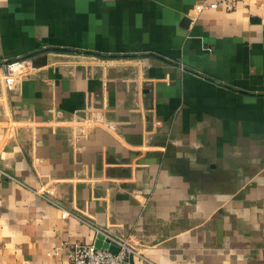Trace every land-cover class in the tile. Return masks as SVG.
<instances>
[{
  "label": "crops",
  "instance_id": "0c3cea01",
  "mask_svg": "<svg viewBox=\"0 0 264 264\" xmlns=\"http://www.w3.org/2000/svg\"><path fill=\"white\" fill-rule=\"evenodd\" d=\"M201 1L0 0V264L95 226L133 264H264V0Z\"/></svg>",
  "mask_w": 264,
  "mask_h": 264
},
{
  "label": "built area",
  "instance_id": "2783aa9c",
  "mask_svg": "<svg viewBox=\"0 0 264 264\" xmlns=\"http://www.w3.org/2000/svg\"><path fill=\"white\" fill-rule=\"evenodd\" d=\"M242 0H204L195 3L194 14L197 16L204 9L234 10ZM32 67L29 57H17L3 63L2 78L9 89L15 87L19 79L27 74ZM96 232L104 245L87 242H68L53 248V252L65 253L66 259L58 264H133V257L137 254L131 242L124 236L115 233L107 227L95 226ZM111 247H115L112 249Z\"/></svg>",
  "mask_w": 264,
  "mask_h": 264
},
{
  "label": "water",
  "instance_id": "95a60500",
  "mask_svg": "<svg viewBox=\"0 0 264 264\" xmlns=\"http://www.w3.org/2000/svg\"><path fill=\"white\" fill-rule=\"evenodd\" d=\"M185 23H187L188 21H189V19L188 18H184V20H183ZM98 246H99V244H98ZM112 249H115V247H111Z\"/></svg>",
  "mask_w": 264,
  "mask_h": 264
}]
</instances>
